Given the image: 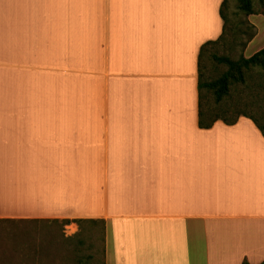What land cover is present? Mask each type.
<instances>
[{"label":"crops","instance_id":"1","mask_svg":"<svg viewBox=\"0 0 264 264\" xmlns=\"http://www.w3.org/2000/svg\"><path fill=\"white\" fill-rule=\"evenodd\" d=\"M223 1L0 0V219L104 220L105 264L264 262V135L199 125Z\"/></svg>","mask_w":264,"mask_h":264},{"label":"trees","instance_id":"2","mask_svg":"<svg viewBox=\"0 0 264 264\" xmlns=\"http://www.w3.org/2000/svg\"><path fill=\"white\" fill-rule=\"evenodd\" d=\"M230 1L224 0L221 5V16L224 21L222 35L217 40L203 44L200 50L199 125L201 128H211L219 120L233 125L241 116H246L254 121L264 135V48L249 57L242 52L239 58L220 53L217 49V45L224 44L232 50L233 44L241 38V44L246 50L249 42L257 35V28L251 22L250 16L264 15V0H257V5L256 0H238V11L234 13L235 16L229 12ZM207 56L212 59L213 65L225 68L212 79L206 76ZM239 84L247 88L250 95L247 101L242 102L243 105L250 102V110H247L248 106L245 105L242 109L228 103L232 88ZM5 220L7 219H0V222ZM60 222L63 225L76 223L79 233H84L88 224H100L105 237L104 220L77 218L63 219ZM243 264L250 263L245 261Z\"/></svg>","mask_w":264,"mask_h":264},{"label":"rangeland","instance_id":"3","mask_svg":"<svg viewBox=\"0 0 264 264\" xmlns=\"http://www.w3.org/2000/svg\"><path fill=\"white\" fill-rule=\"evenodd\" d=\"M255 2L257 5L258 1ZM237 11L238 0H231L229 12L235 16ZM217 49L234 58L245 53L241 38L233 44L232 50L224 44L217 45ZM251 52L249 49L246 54ZM205 64L209 79L217 77L225 69L213 65L208 56ZM249 96L247 88L235 85L228 103L243 109L242 102ZM105 253L106 240L100 224H88L86 231L79 233L77 224L63 225L60 220L0 222V264H105Z\"/></svg>","mask_w":264,"mask_h":264}]
</instances>
